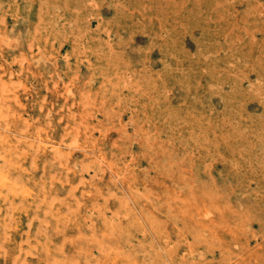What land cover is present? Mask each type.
I'll list each match as a JSON object with an SVG mask.
<instances>
[{
    "label": "rangeland",
    "instance_id": "obj_1",
    "mask_svg": "<svg viewBox=\"0 0 264 264\" xmlns=\"http://www.w3.org/2000/svg\"><path fill=\"white\" fill-rule=\"evenodd\" d=\"M0 264H264V0H0Z\"/></svg>",
    "mask_w": 264,
    "mask_h": 264
},
{
    "label": "bare ground",
    "instance_id": "obj_2",
    "mask_svg": "<svg viewBox=\"0 0 264 264\" xmlns=\"http://www.w3.org/2000/svg\"><path fill=\"white\" fill-rule=\"evenodd\" d=\"M176 177V176H175Z\"/></svg>",
    "mask_w": 264,
    "mask_h": 264
}]
</instances>
